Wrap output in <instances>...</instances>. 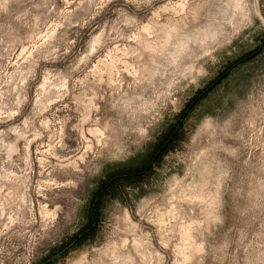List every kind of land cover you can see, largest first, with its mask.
Instances as JSON below:
<instances>
[{"label": "rangeland", "instance_id": "obj_1", "mask_svg": "<svg viewBox=\"0 0 264 264\" xmlns=\"http://www.w3.org/2000/svg\"><path fill=\"white\" fill-rule=\"evenodd\" d=\"M0 264H264V0H0Z\"/></svg>", "mask_w": 264, "mask_h": 264}, {"label": "trees", "instance_id": "obj_2", "mask_svg": "<svg viewBox=\"0 0 264 264\" xmlns=\"http://www.w3.org/2000/svg\"><path fill=\"white\" fill-rule=\"evenodd\" d=\"M172 134H173V133H172ZM170 138H171V134L168 135V138H167L166 140H163V139H162V140H161V142H163L162 145H164L165 141L169 140Z\"/></svg>", "mask_w": 264, "mask_h": 264}]
</instances>
